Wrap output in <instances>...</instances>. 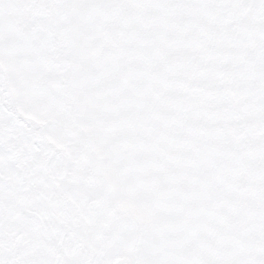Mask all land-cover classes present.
Wrapping results in <instances>:
<instances>
[{
  "label": "snow or ice",
  "instance_id": "obj_1",
  "mask_svg": "<svg viewBox=\"0 0 264 264\" xmlns=\"http://www.w3.org/2000/svg\"><path fill=\"white\" fill-rule=\"evenodd\" d=\"M0 264H264V0H0Z\"/></svg>",
  "mask_w": 264,
  "mask_h": 264
}]
</instances>
